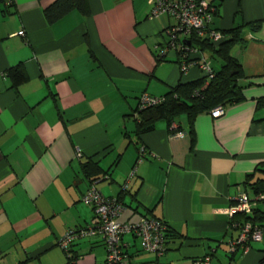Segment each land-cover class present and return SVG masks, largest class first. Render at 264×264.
<instances>
[{
	"label": "crops",
	"instance_id": "obj_1",
	"mask_svg": "<svg viewBox=\"0 0 264 264\" xmlns=\"http://www.w3.org/2000/svg\"><path fill=\"white\" fill-rule=\"evenodd\" d=\"M55 1L12 0L7 14L0 5V264H104L100 235L75 240L69 256L57 244L96 224L81 201L93 179L120 198V223L151 217L174 235L161 257L123 235L126 264H264V236L227 255L240 234L228 211L241 193L256 196L247 183L264 180V0H204L215 9L205 39L220 33L217 48L237 31L229 56L240 100L219 118L181 115L174 131L158 121L138 136L132 114L143 94L205 76L196 66L183 73L173 49L159 55L174 18L150 19L147 0H87L88 16L50 25L43 11ZM192 46L190 61L220 71L217 56ZM19 64L27 81L13 86L6 73ZM249 217L264 228V202Z\"/></svg>",
	"mask_w": 264,
	"mask_h": 264
},
{
	"label": "built area",
	"instance_id": "obj_2",
	"mask_svg": "<svg viewBox=\"0 0 264 264\" xmlns=\"http://www.w3.org/2000/svg\"><path fill=\"white\" fill-rule=\"evenodd\" d=\"M147 3L151 7L150 19L169 15L175 20L174 26L165 29L169 42L167 47L159 52V55L162 56L166 49L181 52L183 55L181 70L183 73L196 66L209 79L212 78L213 72L205 62L190 61L191 54L197 52L191 47V44L187 45L186 41L190 42L189 38L192 35H196L199 39H205L206 30L213 18L215 9L211 8L204 0H147ZM19 34L23 35V33ZM207 37L212 43H219L223 39L220 33L214 31H210ZM163 101L162 98L143 94L140 100V108L143 109ZM222 114L223 106H217L211 111V117L214 119L219 118ZM171 129L174 131L176 126L171 125ZM176 135L182 136L183 133L177 132ZM97 182L98 180L91 182L81 199L83 204L93 207L96 224L87 228L68 231L58 241V246L68 254V248L75 240L100 235L106 249L104 264H126L122 237L125 234H133L140 240L143 251L161 257L166 252V226L163 221L151 217H141L134 224L120 223L118 219L125 207L116 198L104 197L96 188ZM258 202H264L263 195L250 198L246 193H241L234 199V204L228 211L230 220L235 214L249 216ZM233 225L240 229V234L237 240L230 243L231 253L235 251L237 246L247 250L250 241L263 239L264 228L251 221H246L241 226L236 223ZM208 262L209 258H205L203 262L196 264H208Z\"/></svg>",
	"mask_w": 264,
	"mask_h": 264
},
{
	"label": "trees",
	"instance_id": "obj_3",
	"mask_svg": "<svg viewBox=\"0 0 264 264\" xmlns=\"http://www.w3.org/2000/svg\"><path fill=\"white\" fill-rule=\"evenodd\" d=\"M0 5L5 7L2 13L7 14L9 9L12 7V0H0ZM73 11L78 12L84 17L88 16L90 14V10L87 5V0H56L44 9L43 15L47 23L52 25ZM214 14L215 11L213 16ZM189 40L190 43L198 47L200 51L212 52L213 55L217 56L223 63L220 71H212L213 77L210 79L204 74L205 76L198 81L186 84L179 83L165 96L158 97L164 99L162 103L148 106L143 109L140 108L141 96L138 99L137 106L132 114L135 118L134 121L137 136L151 132L155 128V124L158 121H165L170 127L176 118L181 115H185L190 122H192L193 118L199 113L210 111L217 106L226 105L233 101L240 100L236 91L235 81L236 77L241 73L239 71V65L229 56L231 47L238 40L237 31H232L231 40L222 43L217 48H215V45L211 44L209 40L199 39L196 35H192ZM177 55L178 58L183 60L181 52L177 51ZM156 61L161 62L163 60L160 57H156ZM6 74L12 80L13 86H18L27 81L22 64H19L17 67L10 68ZM258 171L264 174V164L261 165V168ZM94 180L95 179L92 181ZM247 185L256 196L264 193V180H258L250 185L247 183ZM119 199L117 198V200ZM255 220H257V218L253 219L249 216L235 214L230 221L232 224L236 223L238 226H241L246 221L254 222ZM163 223L166 226L165 244L167 246L173 239L174 235L169 229V226L165 222ZM66 256L69 255L66 253Z\"/></svg>",
	"mask_w": 264,
	"mask_h": 264
},
{
	"label": "rangeland",
	"instance_id": "obj_4",
	"mask_svg": "<svg viewBox=\"0 0 264 264\" xmlns=\"http://www.w3.org/2000/svg\"><path fill=\"white\" fill-rule=\"evenodd\" d=\"M227 255H229V256L231 255L230 249L227 250Z\"/></svg>",
	"mask_w": 264,
	"mask_h": 264
},
{
	"label": "water",
	"instance_id": "obj_5",
	"mask_svg": "<svg viewBox=\"0 0 264 264\" xmlns=\"http://www.w3.org/2000/svg\"><path fill=\"white\" fill-rule=\"evenodd\" d=\"M186 44H188V45H189V44H190V42H188V41H187V42H186Z\"/></svg>",
	"mask_w": 264,
	"mask_h": 264
},
{
	"label": "bare ground",
	"instance_id": "obj_6",
	"mask_svg": "<svg viewBox=\"0 0 264 264\" xmlns=\"http://www.w3.org/2000/svg\"><path fill=\"white\" fill-rule=\"evenodd\" d=\"M119 201V200H118ZM123 205V204H122Z\"/></svg>",
	"mask_w": 264,
	"mask_h": 264
}]
</instances>
